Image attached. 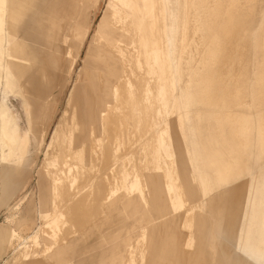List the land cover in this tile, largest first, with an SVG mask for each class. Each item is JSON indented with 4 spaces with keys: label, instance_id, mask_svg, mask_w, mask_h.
I'll list each match as a JSON object with an SVG mask.
<instances>
[{
    "label": "rangeland",
    "instance_id": "374dc122",
    "mask_svg": "<svg viewBox=\"0 0 264 264\" xmlns=\"http://www.w3.org/2000/svg\"><path fill=\"white\" fill-rule=\"evenodd\" d=\"M74 1L91 7L95 3L92 14L89 15L91 19L89 20L91 22L89 32L79 50L77 59L74 58L75 61L72 56L71 70L66 76L64 87L60 90L56 89L51 96L53 106L44 143L40 152L30 155L29 164L23 172L24 177L18 180L16 186L13 187V191L17 193L8 202V209H0V223L7 216V223L12 225L25 211L31 213L34 211L37 203L36 173L41 166L44 167L50 162L49 159H44L48 140L66 108L67 98L71 92H74V96H79L82 102L86 83L81 70L84 65L83 56L90 44L93 32L96 29L101 30L106 38L112 41L118 39L126 45L131 43V39L116 32L113 33L112 29L105 25V20L113 5L110 0ZM55 2L64 11L63 13L70 14L73 0H55ZM51 3L50 1L47 6ZM183 4H185V12L182 17L178 14L180 12L179 2L173 0L171 6L173 14L185 20L183 26L185 31L179 38V42L183 43L180 58L184 63L181 65L182 70L180 69L177 74L179 81L174 93L178 96L179 86L183 88V97L188 102L186 107L188 115L182 120L181 132L178 127L177 113L164 117V124L170 129L171 144L173 142L175 144L173 148L175 156L166 155V157L176 159L177 177L186 198L197 206L192 213V242L189 249L187 248L188 252H192L190 264H221L217 258L216 249L221 250L224 264H238L234 246L231 247L236 241L228 235V212L232 204L238 203L239 195L243 197L247 193L249 185L256 186L264 177V0H188V5L184 2ZM167 6H165L166 15L164 14L167 19L166 23L169 12ZM63 13L59 12L54 17L62 19ZM194 21L197 22L196 27L193 25ZM22 25L18 26L19 37L26 40V45H31L36 60H41L40 48H45L44 43L47 42L46 25L34 24L32 27L29 26L30 31L25 30L26 24ZM177 41L178 37L175 36L174 44ZM100 45L104 46L101 43ZM131 55L134 56V54ZM133 62V67L139 65L146 71L143 76L130 75L131 83L125 82L129 85L126 89L130 97L133 92L137 94L138 89L143 91V79L140 77L146 78L147 87L152 91L160 85L164 87V79L155 80L156 74L154 76L148 74L153 69L148 59L138 57L134 58ZM180 76L184 78L183 81ZM148 77L154 78L155 81ZM137 79L140 80L139 85L135 83ZM132 83H134L133 86ZM161 92L166 99V90L163 89ZM2 103L14 116L18 124L19 135L23 137L28 130V121L22 98L3 91L0 86V104ZM139 105V107L130 108L131 115L135 114L134 119L128 120L123 117L124 129H122L124 126L121 122L117 123L118 127L111 125L116 132L117 155H103V162H100L99 172L96 175V180L99 182L90 187L93 193L107 192L106 200L110 203L108 212L106 210L107 213L104 214V210L92 219L85 217L83 220V217L74 223L70 231L69 245L61 264H95L94 261L98 260L100 255L107 256L106 262L100 264H121L120 260L124 256L126 246L128 244L132 246L135 239L142 233L148 240L147 247L145 246L146 253H148L147 264H183L175 233L176 210L171 204L176 195L167 190L166 183L162 179V172L157 169L160 168L159 160L155 158L154 153H151L153 149L150 148L149 139L147 140L144 136L148 122L141 117L145 107H142V103ZM82 111L80 109V113ZM108 119V121L112 119L111 114ZM127 120L130 123L126 122ZM136 120L138 121L135 122ZM71 128L73 131L74 127ZM109 131L108 137L113 132ZM99 132L100 135L103 134L100 125ZM27 136L28 141L31 142L29 153L33 152L35 147L29 139V134ZM194 152L203 158V160L200 159L201 162L198 165L193 158ZM188 155L192 156V161L188 160ZM63 161L61 162L73 163L69 159ZM114 161L121 164L120 168L118 166L114 167V171L107 170L110 163ZM90 176L92 175L89 174L87 178ZM109 182H112L111 186H108ZM202 183L203 185H200ZM132 184L135 185V190L128 194L127 190ZM0 196L6 195L0 190ZM34 215L33 213L30 216L33 222V224L29 223L30 232L37 229L39 225L40 217ZM259 217L262 219L259 237L263 239L264 211ZM161 226L164 227L163 230ZM201 226L204 227L203 235L199 231ZM85 227L87 229L81 231ZM210 230L227 241L231 249L222 247L221 242L214 236L210 237L206 245L205 236ZM40 242L41 248L45 243H51L47 239L44 240L42 236ZM66 245H59L58 248ZM34 247L28 264H60L47 261L39 254L40 247ZM263 248L264 245L259 244L254 252L246 250L251 264H264ZM23 249H28V247H23ZM5 256V252L1 253L0 264H4L2 260L6 258ZM108 257L115 258L117 262H109ZM135 257L136 259L138 257L136 264H142L139 254Z\"/></svg>",
    "mask_w": 264,
    "mask_h": 264
},
{
    "label": "crops",
    "instance_id": "0c3cea01",
    "mask_svg": "<svg viewBox=\"0 0 264 264\" xmlns=\"http://www.w3.org/2000/svg\"><path fill=\"white\" fill-rule=\"evenodd\" d=\"M24 1L26 3V8H28L27 4L32 0ZM50 1L52 2L51 5L47 6ZM172 1L173 0H110L113 5L105 20V25L110 27L113 33L116 32L117 34H121V36L131 39V43L130 45H126L122 40L118 39L112 41L106 38L101 30L96 29V31L93 32L90 38V44L86 48L83 56L84 65L81 70L83 72V77L86 79V83L83 89V97L81 98L82 102H80L79 96H74L73 91L71 94L69 93L70 95L68 94L66 108L53 129L46 146L47 149L44 153V159H49L50 162L45 164L44 167L41 166L36 173L37 203L33 213L36 217H40L39 225L37 229L35 228L34 231L30 232L29 223L33 224L31 221L32 219H30L33 213L30 211H25L23 214L19 215L12 225L7 223V216L4 217V220L0 223V255L5 252L6 258L2 260V263L14 264L13 261L18 253H21L20 263L28 264L30 256L33 255L32 250L35 248L34 246L37 248L41 245V236L44 240L47 239L51 242L50 244L45 243L42 248L40 247L39 254L41 257L47 261L60 263L69 245L70 231L74 223L83 217V220H85V217H89L90 219L94 218L98 214V209L102 207L103 204L107 203L109 206L110 203L107 202L106 199L101 198L99 208L95 206L89 213L82 209L88 197L95 200L98 195L107 193L105 191L93 193L90 189L91 186L99 182L96 180V175L99 172L98 166L100 162H103V155H117V150L115 149V142L117 141L115 138L116 132L112 130V135L108 137V135H110V129L106 126V123H110L111 125L116 124L123 119V117L131 120L133 115H135H131V107H139L140 103H142V107H145L141 117V119L148 122L144 131V136L146 139H149L148 143L150 144V148L153 149L151 153H154L156 155L155 158L159 160L160 168L157 169L162 171L163 166L167 165L168 158L162 155L174 152L173 148H175V144L174 142L171 144L169 138L170 129L168 125L164 124V117L176 115L177 113L178 118V112H174L176 110V105L179 104V97L170 99L165 92V99L161 92V90L166 89L165 82L164 87L160 85V87L158 86V88L152 91L147 87L145 77H142L145 80L143 82V91L138 89L137 91L140 93L138 92L136 94V92H133L130 97L127 91L129 85L125 84V82L127 83L128 81V83H131L129 79L130 75L143 76L146 69H142L139 65V67H135V70L127 69L119 53L124 50L133 51L134 48L139 45V38L136 37L138 32L137 22H143V43L146 45L145 48L153 52L154 57H156L158 80L162 81V79H164L165 81V37L163 36L172 31L170 21L171 13H173L171 7ZM176 1L180 4V10L184 11L185 4H183V2L187 4L188 0ZM11 2H16V0H11ZM32 4L30 5L32 8L29 9L25 16L12 10L14 11V16H18L20 19H16L15 23H12L11 29L8 30L9 34L12 35L14 33L12 41L18 44V48L13 50V56L11 58L12 79L15 82L12 90L1 87L3 91H8L13 95H19L22 98L25 116L28 121V130L23 134V137H21L14 116L5 104H0V111L4 110L9 118L10 125L15 126V147L13 151L15 152V149L17 150L15 154H13L14 152L10 154L4 147L7 146V143L0 141V190L2 194L6 195L4 197L0 196V209H8V202L11 201L12 197L17 193V191H13V187L16 186L18 180L24 177L25 174H23V172L29 164L28 160L30 155L40 152L39 150L44 143V137L50 124L49 116L53 106L51 104V96L56 89L60 90L65 85L66 76L72 66V56L73 59H77L79 50L89 32V27L91 25L89 15L92 14L95 5L94 3L93 7L90 5L83 6L78 1L73 0L70 14L66 15L55 0H33ZM165 6L168 7L169 12L167 15L168 22L166 23V29L163 32L162 29L159 28V24L163 18L167 20L164 17V14L166 15ZM59 12L64 14L62 19L54 17ZM73 14L77 15L78 24L80 25L79 35L77 38L68 39L61 31V24L65 20L64 18ZM131 21H134L133 24H131ZM34 24L38 26L46 25L45 36L47 42L44 43L45 48H40L41 51L39 55L41 60L39 59V61L36 60V55L32 52L31 45H26V40L19 37L18 26L25 25L28 27H25V30H29V26L32 27ZM7 27L8 24L5 26V32L7 31ZM3 33L1 29L0 45H3L4 42L2 41ZM21 33H23V31ZM173 38L174 37H172L171 43L169 41L167 43V52L169 53H173L175 47L181 49V45L183 46V43L179 42V40L177 41L178 43L176 42V44H174L175 39ZM99 42L104 46L100 45ZM148 79L150 78L148 77ZM0 81L4 82L3 80ZM135 83L139 85L138 83L140 82L135 81ZM133 85L134 83H132V86ZM115 90H118L121 97L120 100L114 104L113 94ZM145 95L146 99L144 98ZM139 96L141 98H139ZM115 108L119 109L123 114L115 112ZM170 108H173V113L169 114L168 110ZM80 109L83 110L81 113ZM111 112H113V114H111ZM151 112H154V116L151 115ZM110 114L112 115V119L108 121ZM156 116L158 118L157 120L160 121V127L158 128L154 125V129L152 130L150 129L151 124H154L155 121L153 119H156ZM99 125L103 131L102 135H100L99 132ZM62 126L69 129L71 148L81 152L80 156L83 160V164L88 168V170L84 172V177L81 181H83V185H88L91 191H87L82 197L75 198L73 181L74 164L65 163L66 165L61 164V167H53L54 161L60 159L62 157L61 155L64 154L66 158L70 157L68 155H72L70 150L63 151L60 149L61 139H57L56 141L57 131L59 127ZM71 127H74L73 131ZM181 131L180 129V132ZM28 134L33 147H35V150L29 153L28 149L31 146V142L28 141ZM105 134L107 137L104 136ZM153 139H155L157 146H152ZM53 140L55 141L54 147H52ZM19 145L24 147H21L20 150ZM120 165L119 162L118 164L116 162L110 163L107 170L114 171V167L119 166L120 168ZM89 174L92 176L87 178ZM105 178L107 179L108 177ZM162 179L166 184L170 183L169 180ZM103 181L105 182V180ZM108 184H110L108 186H111L112 182ZM134 190L135 185L132 184L127 190V193L131 194ZM65 191L68 192L67 195L64 194ZM189 210V208L185 207H179L176 210L177 221L175 233L178 239L179 252L183 259V264H190L192 255V252H188L187 248L189 249L191 246L193 229L190 231H188V229L183 231L181 228V216L186 214ZM163 228L164 227L161 226L162 230ZM86 229L85 227L81 231ZM199 231L202 232L201 235H203L204 227L201 226ZM24 234H26L25 237L21 238ZM183 236L187 237L190 241H184L182 239ZM18 239H20V241H18ZM147 242L148 240L144 236V233H142L135 239L132 246L128 244L124 250V256H122L120 260L121 264H136L138 259V257L137 259L135 257L136 254H139V260H141V255H144L145 261L141 260V262L142 264H147ZM14 244H16V247ZM62 244L67 245L58 248V246ZM23 247H28V249H23ZM100 256V260L99 258H97L98 260L96 261L93 260L95 264L106 262L107 256ZM108 261L117 262L115 258L110 259L109 257Z\"/></svg>",
    "mask_w": 264,
    "mask_h": 264
},
{
    "label": "bare ground",
    "instance_id": "6f19581e",
    "mask_svg": "<svg viewBox=\"0 0 264 264\" xmlns=\"http://www.w3.org/2000/svg\"><path fill=\"white\" fill-rule=\"evenodd\" d=\"M32 3H33V0L27 4L28 8H26V3L24 0H16V2H11V0H0V13H1V17H0L1 28H0V30L2 29L4 32L3 38H2V41H4V42H3V45H0V80H3L4 82L0 81V86L4 87L5 89H11L12 90V88L14 87L15 81H13V79H12V61H11V58L13 56V50L18 48V44H15V42L12 41L13 37H14V33L12 35L9 34L8 30L11 29V25H12V23H15L16 19H20V17L14 16V11L19 13V14L21 13L22 15L25 16L28 13L29 9L32 8V6H33ZM31 4H32V6H30ZM12 10H14V11H12ZM178 14L182 17V14H184V11L180 10V12ZM11 15H12V17H11ZM64 19L65 20L61 24V31L66 35V37L68 39H73L75 37L77 38L79 35V30H80V25L78 24L79 22L77 19V15L73 14L71 16H68L67 18H64ZM170 21H171L172 31L169 32V34H167V35L165 34L163 36V37H165L164 38V57H165L164 60L165 61L164 62H165V68H166L165 74H164V77H165L164 82H165V87H166L165 90L167 93V97L170 99H174L175 97H177V98L179 97V104L176 105V110L174 113L178 112V127L181 129L182 128V120L185 117H187V115H188L187 114L188 110L186 109L188 102L183 97L184 93H183V88H181V86H179V88H178V89H180V92L178 90V96L174 92L176 91V88H177L176 86L178 85L177 82L179 81L177 74L180 71V69L183 68L181 65H183L184 62L180 58V52H182L181 49H177L175 47V49L173 50V53H169V52H167V43H168V41L170 43L172 42V37H174L173 39H175V36H177L178 40H179V38L184 34L185 28H183V26L185 24V20H181L175 14L171 13ZM133 22L134 21H131V24H133ZM196 23L197 22L194 21V27L197 26ZM6 24H8V27H7V31L5 32ZM159 28L162 29L163 32L165 31L166 20L164 18L161 20V23L159 24ZM137 31L138 32L136 34V37L139 38V41H138L139 45H137L133 51L124 50V51L120 52L119 53L120 57L123 59L124 65L126 63L125 66L127 67V69H131V70H135V67L132 66V64L134 63L133 62L134 58L143 57V58L148 59V61L150 62V65L153 66L152 72L149 71L148 74H150L151 76H154L156 74L155 80H158V78H157L158 77L157 67H156V57H154L153 52H151L145 48L146 45L143 43V39H142L144 36V34H143V22H137ZM182 38H181V41H182ZM13 47H14V49H13ZM128 54H130V55H128ZM131 54H134V56H132ZM183 54H185V53H183ZM129 56H131V58ZM140 78L143 79L142 80L143 82L145 81L144 78H142V77H140ZM150 79L155 81L154 78H150ZM180 79H181V81L184 80V78L181 76H180ZM138 81L140 82V80H138ZM184 84H185V82H184ZM120 97L121 96H120V93L118 92V90H115V92L113 94L114 104L120 100ZM144 98L146 99V95ZM114 111L122 114V112L117 108H115ZM156 113H157V111H156ZM168 113L169 114L173 113V108H170L168 110ZM111 114H113V112H111ZM151 115L154 116V112H151ZM157 119H158L157 116H156V119L155 118L153 119L155 122H154V124H151L150 129L153 130L154 125L158 128L160 127V121H158ZM122 121H123V119H121L119 121V122H121V125H123ZM119 122H117V123H119ZM126 122H129V121L127 120ZM0 123H1L0 124V126H1V128H0L1 129L0 141H4L7 143V146H4V147L8 150V152L10 154H12L14 152L13 149L15 147V142H14L15 126L10 125L9 118L6 115L4 110L0 111ZM117 123L113 124V126H116ZM106 126L108 128L110 127L109 128L110 130L114 129L113 127H112L113 129L111 128L110 123H106ZM116 127H118V126H116ZM245 127H246V125H245ZM124 128H125V126L122 129H124ZM231 129H232V126H231ZM113 131H115V129ZM57 139H61V141H62L60 144V149H62L63 151L70 150V152H72V155H68V156H70L69 158H66L64 154L61 155L62 157L60 159H57L56 161H54L53 167H56V166L61 167L62 166L61 164H65V163H63V162H65V161H63L64 159L65 160L69 159L70 162H71V160L73 161V163H70V162L69 163L74 164L73 181H74V188H75V198L82 197V195L84 193H86L87 191H91V190H89L88 185H83L82 184L83 181H81L82 178L84 177V172L86 170H88V168H86L85 165L83 164V160L81 159V156H80L81 152L78 150L75 151L74 149L71 148L69 129L64 128L63 126L59 127V129L57 131L56 141H57ZM19 146H20L19 147L20 150H21V147H24L21 145H19ZM54 146H55V141L52 143V147H54ZM152 146L153 147L157 146V143H155V139L152 140ZM198 146H199V144H198ZM197 150H199V149H197ZM16 151L17 150L15 149V152ZM15 152L13 154H15ZM214 154H216V153L214 152ZM166 155H169V156L171 155V157L175 156L174 152H170L169 154H165L162 156L166 157ZM207 156H209V155H207ZM155 157H156V155H155ZM171 157H168L167 165L163 166V170L161 172H162L163 178L166 180H169V182H170L169 184H166L167 190H169L170 193H172V194L175 193V195H176V197L173 198V201H172V205L175 206V210H177L179 207L180 208L185 207V208L190 209L186 214L181 216V219H182L181 228H182V230L186 231V229H188V231H190L192 229V222H193L192 213L194 211V208L197 206L192 204L188 200V198H186V196L182 190L180 180L177 177V175H178L177 161L175 158H171ZM187 158H188V160L190 159V161H192L194 158L195 163L197 165L200 164V162H201L200 159L203 160V158L200 157L198 155V153H196V152L193 153V158L191 155H188ZM210 159H211V157H210ZM61 161H63V162H61ZM221 161H224V160L221 159ZM66 163H67V161H66ZM223 165H225V164H223ZM193 166H194V164H193ZM219 169H221V168L219 167ZM197 170H198V167H197ZM78 177H79V180H78ZM205 180H207V178ZM203 183L200 185H203ZM208 187H210V186H208ZM67 193H68L67 191L64 192L65 195H67ZM106 196H107V193H105L103 195H98L95 200H93L91 197H88L85 200L86 202L83 204L82 209L89 213V211L91 209H93L95 206L97 208H99L100 199L101 198L106 199ZM106 210L108 212V204L107 203L103 204L102 207H100L98 209V213L101 214V211L102 212L104 211L103 213L105 214ZM263 211H264V177L259 181V184H257L256 186L252 187L251 185H249L247 193L245 195H243V197H241L239 195L238 203L232 204L230 206V209L228 212V217H229V219H228V228H229L228 235L230 236V238H233L234 241H236V243H234L231 247L234 246V249L236 251L237 258H238L237 259L238 264H251L250 258L247 257L246 250H248L249 252H254L257 250V247L259 244L264 245V238L261 239L259 237L260 236L259 229L261 227V222H262V219H261V217H259V215ZM214 213H215V211H214ZM99 217H100V215H99ZM211 236H214L219 242H221V246L224 247L225 249L230 248L228 246L227 241H225L223 238H221L218 235H216L215 233H213L212 230H210L209 233L205 236V238H206L205 244L206 245H207ZM182 239L184 241H190L189 239H187V237H184V236L182 237ZM263 251H262V253H263ZM220 254H221V250L216 249V255H217L219 262H221V264H224V258ZM21 255H22L21 253H18L17 257L13 261L14 264H22V263H20ZM141 260L145 261L144 255H141ZM252 264H255V263H252Z\"/></svg>",
    "mask_w": 264,
    "mask_h": 264
}]
</instances>
